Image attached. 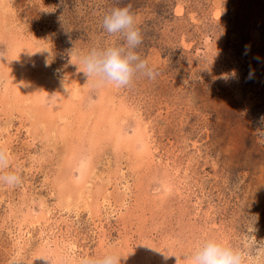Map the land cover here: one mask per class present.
Wrapping results in <instances>:
<instances>
[{"label": "rangeland", "instance_id": "obj_1", "mask_svg": "<svg viewBox=\"0 0 264 264\" xmlns=\"http://www.w3.org/2000/svg\"><path fill=\"white\" fill-rule=\"evenodd\" d=\"M129 5L158 75L95 84L81 58ZM0 148V264H191L208 239L264 264V0H0Z\"/></svg>", "mask_w": 264, "mask_h": 264}, {"label": "clouds", "instance_id": "obj_2", "mask_svg": "<svg viewBox=\"0 0 264 264\" xmlns=\"http://www.w3.org/2000/svg\"><path fill=\"white\" fill-rule=\"evenodd\" d=\"M102 27L108 34H122V46L105 49H91L81 58L80 70L95 84L105 83L117 89L129 87L136 73H141L148 79H155L158 73L148 66L136 48L142 43V33L135 22V14L131 6L113 8L103 17ZM9 154L0 148V184L11 187L21 183V177L14 171L4 173L9 167ZM122 256L106 252L102 257L83 259L81 264H120ZM167 259V257H165ZM245 255L237 249L208 239L199 245L191 256V264H245Z\"/></svg>", "mask_w": 264, "mask_h": 264}, {"label": "bare ground", "instance_id": "obj_3", "mask_svg": "<svg viewBox=\"0 0 264 264\" xmlns=\"http://www.w3.org/2000/svg\"><path fill=\"white\" fill-rule=\"evenodd\" d=\"M145 144V143H144Z\"/></svg>", "mask_w": 264, "mask_h": 264}]
</instances>
